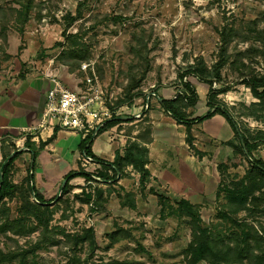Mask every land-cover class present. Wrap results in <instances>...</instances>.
Masks as SVG:
<instances>
[{
  "label": "rangeland",
  "instance_id": "obj_1",
  "mask_svg": "<svg viewBox=\"0 0 264 264\" xmlns=\"http://www.w3.org/2000/svg\"><path fill=\"white\" fill-rule=\"evenodd\" d=\"M28 4L32 9L21 24L20 13ZM227 25L237 34L227 46L222 82L213 89H231L212 99L208 85L187 77L199 96L187 112L204 117L208 102L227 109L240 132L258 139L254 155L264 161V103L240 84L244 76L264 68V0H0V77L22 78L34 71L49 75L61 69L79 90L85 89L87 78H96L112 117H132V109L139 108L143 118L129 121L142 120L139 134L149 131L151 136L147 102L182 91L178 76L197 60L208 68L217 63L222 45L218 31ZM76 52L84 59H74L71 53ZM84 65L89 67L84 70ZM143 73L140 86L132 89ZM136 92L139 98L130 101ZM217 125L209 119L193 127L198 157L192 154L199 163L188 200L151 174L141 185L132 167L105 182L96 177L97 165L87 164L82 170L93 182L72 181L73 189L50 204L47 231L0 232V264H190L193 226L233 249L244 247L246 238L252 251L264 249V181L255 185L249 180L248 162L237 153L234 134L226 142L204 138ZM133 130L125 127L127 134ZM179 132L186 137L185 128ZM224 163L228 165L219 169ZM181 201L193 206L194 218L182 215ZM21 207L18 198L1 204L0 225L18 220ZM212 260L208 254L197 264Z\"/></svg>",
  "mask_w": 264,
  "mask_h": 264
},
{
  "label": "crops",
  "instance_id": "obj_2",
  "mask_svg": "<svg viewBox=\"0 0 264 264\" xmlns=\"http://www.w3.org/2000/svg\"><path fill=\"white\" fill-rule=\"evenodd\" d=\"M53 78L59 79L67 88H75L72 76L61 69L49 75L34 71L22 78L0 77V175L6 163L18 154L11 171L13 183L21 184L29 177L35 192L46 202L57 199L66 183L65 176L83 166L78 152L82 137L60 130L43 116L47 93L53 88ZM159 96L155 95V99H150L146 104L149 107L146 114L150 118L148 124L152 129L150 139L138 140L141 129L138 123L142 120L136 119L138 115L142 119L143 112L133 108L132 117H117L120 124L93 138L91 150L98 159L111 163L115 152H122L129 140L141 143L149 151L146 168L152 179L188 200L187 192L196 184L195 167L199 161L189 150L184 134L178 133L184 127L167 117L160 107V98H174L173 92ZM133 118H136L133 122L129 121ZM210 120L218 121V130L207 132L205 139L226 142L233 137L230 126L222 116L216 115ZM133 126L134 130L127 134L125 127ZM55 129L58 130L55 141L47 144Z\"/></svg>",
  "mask_w": 264,
  "mask_h": 264
},
{
  "label": "trees",
  "instance_id": "obj_3",
  "mask_svg": "<svg viewBox=\"0 0 264 264\" xmlns=\"http://www.w3.org/2000/svg\"><path fill=\"white\" fill-rule=\"evenodd\" d=\"M32 9L30 4L23 7V11L20 15L23 16L21 24H25L28 20L29 13ZM75 21V18L70 20ZM252 30V29H251ZM220 36V41L222 43L220 48L219 60L212 67L208 68L202 60H197L194 65L188 66L183 73L179 74L178 78L183 86V90L177 92L174 98L164 99L160 98V107L169 115L177 125H181L185 128V142L191 152L198 157V151L194 146L195 137L193 135V127L202 124L204 121L211 119L216 115L222 116L227 124L230 126L234 137L238 139V145L235 147L237 153L245 158L248 162V176L249 180H253V183L257 185L258 181H264V161L262 159H257L254 152L258 148V143L256 139L251 138L246 133H242L239 130L238 124L235 122L234 118L227 109H221L216 104L207 103L209 111L204 117H193L194 114L187 112L189 109H194L199 101V96L195 89H193L191 83L185 81L187 77H194L199 82L204 83L209 86L210 94H212V99L216 98L221 94H225L230 91L231 87L226 86L221 90H214V84L222 82L221 71L228 63L227 57V46L229 45L232 38L237 34V30L230 25L224 26L218 31ZM137 41V40H136ZM74 55V59L83 60L84 55L81 53H71ZM145 78V73L142 74L140 79L135 83L132 89H136L140 86L141 81ZM240 84L245 85L252 94V96L264 103V68L260 74L244 76ZM139 92L131 94L129 99L134 100L139 98ZM121 122L112 118L104 128L99 132L115 127ZM58 130L55 129L52 137L47 141L50 144L55 141L57 137ZM150 132H144L138 134V140L142 141L146 137H150ZM98 134V135H99ZM260 134L264 136V132L260 131ZM150 139V138H149ZM92 136L88 135L82 138L79 146L78 152L82 159L88 158L94 161L97 165L96 177L97 179H102L105 182L114 181L118 175H123L125 168L132 167L135 171L140 174V184L145 185L146 181L149 180L150 173L146 166L148 165V149L145 148L141 143L129 142L127 146L121 151L115 152V157L113 162L109 163L98 159L91 150L92 146ZM229 145H232L228 142ZM18 158V154L11 158L4 166L2 173L0 175V205L7 201L13 199H20L22 202L21 207V217L16 221H10L6 219L0 225L1 233L12 232L15 235H26L35 232L37 229L41 228L44 231L48 230L49 224V214H50V204L56 199L51 201H44L41 196H39L33 186L32 181L29 177L25 178L21 184H14L12 181L11 171L13 168L14 161ZM4 157V161H5ZM228 164L218 165L219 169L227 166ZM84 179L86 182L92 181V176L87 174L80 167L77 172L68 173L64 181L66 182L61 196L66 195L69 191L73 189L71 182L75 179ZM101 197V196H100ZM35 199V203L31 200ZM58 198V199H60ZM99 200V199H98ZM134 204H131V208H134ZM181 211H185L182 215H188L194 218V214L191 211L193 206L187 201H181L178 204ZM2 214V212H0ZM32 219V221H30ZM28 222H33L32 225H28ZM193 230L192 242L189 246V254L191 255L190 264H197L202 259H207L208 254L214 256V260L209 261L210 264H264V249H259L258 251H252L250 249L249 242L247 238L243 241L244 247H238L233 249L222 239H215L207 234V232H201L199 228L195 226ZM113 243L118 241L116 236L111 238ZM24 262V260H23ZM112 264H122L118 262H113Z\"/></svg>",
  "mask_w": 264,
  "mask_h": 264
},
{
  "label": "built area",
  "instance_id": "obj_4",
  "mask_svg": "<svg viewBox=\"0 0 264 264\" xmlns=\"http://www.w3.org/2000/svg\"><path fill=\"white\" fill-rule=\"evenodd\" d=\"M84 65L82 69H87ZM53 88L47 93L44 118L62 131L79 134L82 138L88 135L97 137L104 126L113 118L107 105V96L96 78H87L84 90L67 88L53 78ZM140 118V115L137 116ZM83 166L94 163L82 159Z\"/></svg>",
  "mask_w": 264,
  "mask_h": 264
},
{
  "label": "water",
  "instance_id": "obj_5",
  "mask_svg": "<svg viewBox=\"0 0 264 264\" xmlns=\"http://www.w3.org/2000/svg\"><path fill=\"white\" fill-rule=\"evenodd\" d=\"M0 178H1V177H0ZM64 185H65V183L63 184L62 189H63Z\"/></svg>",
  "mask_w": 264,
  "mask_h": 264
}]
</instances>
